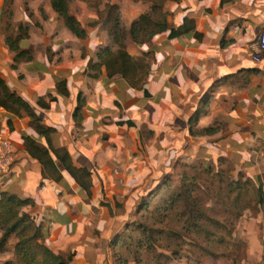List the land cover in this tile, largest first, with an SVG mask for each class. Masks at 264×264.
I'll return each mask as SVG.
<instances>
[{"label":"crops","instance_id":"crops-1","mask_svg":"<svg viewBox=\"0 0 264 264\" xmlns=\"http://www.w3.org/2000/svg\"><path fill=\"white\" fill-rule=\"evenodd\" d=\"M4 1L0 77L50 131L45 136L29 116L0 106V128L18 151L0 174V194L30 200L21 211L35 217L40 241L53 253L70 256V264H118L121 234L143 198L163 191L175 162L223 160L235 179L264 189V54L257 63L251 59L264 28V0L167 1L169 27L187 17L193 28L172 37L168 28L141 44L122 42L141 59L134 79L107 75L97 54L117 46L107 26L85 20L93 12H71L85 31L79 38L51 0H13L11 20L26 33L17 46L29 55L15 59L5 41ZM29 141L48 151L58 178L30 152ZM55 149L90 171V193L63 169ZM253 221L263 238V220ZM14 239L0 244V264L14 259Z\"/></svg>","mask_w":264,"mask_h":264},{"label":"rangeland","instance_id":"rangeland-1","mask_svg":"<svg viewBox=\"0 0 264 264\" xmlns=\"http://www.w3.org/2000/svg\"><path fill=\"white\" fill-rule=\"evenodd\" d=\"M152 1L71 0L69 9L80 14L93 12V17L88 20L85 15V20L90 25L107 26L113 42L112 27L116 22L126 33L122 43L131 40L127 33L131 24L128 27L125 23L133 18L150 13L154 21H161L162 12L150 11ZM2 12L8 35L14 38L25 33L19 28L21 24L11 20L13 1L5 0ZM25 12H29L27 7ZM232 170L227 162H175L164 178L163 191L143 198L146 206L136 208L127 230L121 234L115 253L118 264H264V237L255 234L259 225L253 221L261 218L264 222V207L258 206L256 187L248 180L239 177L243 186L229 190L230 180L237 177ZM183 183L191 190L189 198ZM180 193L183 197H179ZM14 238L13 249L17 241ZM8 263L31 264L17 256Z\"/></svg>","mask_w":264,"mask_h":264},{"label":"trees","instance_id":"trees-1","mask_svg":"<svg viewBox=\"0 0 264 264\" xmlns=\"http://www.w3.org/2000/svg\"><path fill=\"white\" fill-rule=\"evenodd\" d=\"M12 2L13 0H6ZM71 0H51V6L55 12L62 18L65 26L79 38L85 37V31L81 27L80 22L76 17L71 14L69 9V3ZM166 1L175 0H154L151 4V12H162L161 21H154L150 13L141 14L138 19L133 21L128 29V34L131 40L137 44H141L146 39H151L152 36L160 31L170 28L169 36L179 35L181 33L187 32L193 28V23L187 17L184 18L183 22L176 27H169L166 22V13L163 11L164 3ZM155 28H150V26ZM22 26L20 25L19 28ZM26 33L12 37L7 35L5 41L9 48L13 50L15 54V59L22 57L29 58L27 52L19 51L17 46V41L25 36ZM112 35L114 42L118 45V48L112 50L109 47L101 48L98 52L97 57L102 61L106 68L108 76H112L116 73L121 74L125 78H136L137 71L140 67V58H135L131 56L121 44V40L125 37L126 33L119 27L115 22L112 27ZM0 106H3L7 110L17 114H26L31 119V124L45 136L49 133V128H44L39 123V118L34 112L31 105L24 100L20 95L12 92L7 86L6 82L0 77ZM30 152L36 155L40 159L42 165L47 168H51L55 177L58 178L60 174L56 171L55 165L48 151L36 145L33 141H29ZM58 162L61 164L63 169H65L75 181L90 193L91 187V173L86 168H77L73 166L71 158L67 151L64 149L53 150ZM223 160H221L222 162ZM184 179H186L184 177ZM165 182V180H164ZM163 182V183H164ZM235 184V185H234ZM165 185V183H164ZM229 190L234 188L239 189L242 185L239 179L229 182ZM183 191L185 195L189 198L191 197V190L185 183L182 184ZM160 189V187L158 188ZM257 203L259 205H264V189L261 186L255 188ZM158 190H153L149 192V196L157 195ZM179 197H183L182 193ZM28 198H21L15 194H9L3 192L0 194V229L3 231V237L1 238L0 244L10 235L16 237V243L14 245L15 256L26 260L31 264H70L71 257L63 258L55 253H53L45 243L41 242L42 232L39 226L35 223V217L27 212L21 211V208L26 203H29ZM144 200L140 204V209L146 206Z\"/></svg>","mask_w":264,"mask_h":264},{"label":"built area","instance_id":"built-area-1","mask_svg":"<svg viewBox=\"0 0 264 264\" xmlns=\"http://www.w3.org/2000/svg\"><path fill=\"white\" fill-rule=\"evenodd\" d=\"M257 50L251 57L253 62H259L264 54V28L256 38ZM17 147L9 138V131L0 128V174L6 173L17 157Z\"/></svg>","mask_w":264,"mask_h":264}]
</instances>
